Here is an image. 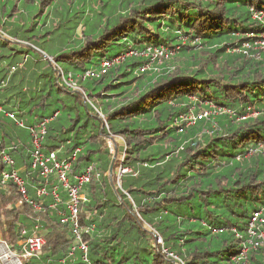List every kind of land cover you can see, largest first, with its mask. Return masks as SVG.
Instances as JSON below:
<instances>
[{
  "label": "trees",
  "instance_id": "1",
  "mask_svg": "<svg viewBox=\"0 0 264 264\" xmlns=\"http://www.w3.org/2000/svg\"><path fill=\"white\" fill-rule=\"evenodd\" d=\"M261 14L264 0H0V241L20 264H235L252 214H264ZM160 48L173 54L151 63ZM128 51L137 56L83 78ZM191 108L218 112L179 133ZM44 121L42 153L76 154L72 174L91 171L80 192L86 261L59 222L66 192L31 167L30 129ZM1 153L38 210L2 183ZM119 169L129 173L115 188ZM42 186H59L55 207ZM35 228L45 244L24 259ZM244 261L264 264V246Z\"/></svg>",
  "mask_w": 264,
  "mask_h": 264
},
{
  "label": "built area",
  "instance_id": "2",
  "mask_svg": "<svg viewBox=\"0 0 264 264\" xmlns=\"http://www.w3.org/2000/svg\"><path fill=\"white\" fill-rule=\"evenodd\" d=\"M264 16L261 14L260 18ZM149 53V51H148ZM147 53V54H148ZM173 54L172 51L168 50L167 48H160L156 49L150 55L151 63L157 62L160 63L163 60H166L168 56ZM130 56H137V53L128 51L123 55H119L111 60L103 61L100 66L98 72L88 71L85 73L84 77L88 78H98L102 77L107 74L113 67L120 65L126 57ZM140 56L148 57L146 54H140ZM22 64L15 65L11 67L10 72L14 73L18 68H20ZM148 66H144L140 69L141 72L146 70ZM68 84L70 87H73L71 80L68 79ZM217 109L212 108L210 109L209 114L210 116L214 115L218 112ZM203 112V111H202ZM201 113V112H200ZM195 111L194 108H191L185 113L184 115H180L178 121L175 123V126L178 128V132H183L185 129L190 128L193 126L197 121L203 119L202 115ZM7 117L15 122V125L19 128H23L24 125L21 121L16 120L14 114H7ZM56 117V114L53 118ZM46 121L41 123L36 129H30L31 137H32V147L33 153L31 155L32 158V169H37L40 172L41 178L45 181V185L47 181L54 176L57 179L58 184L61 186V189L66 192L68 202L66 206L65 213L59 214V222L62 225H68L71 231V235L73 236V241L76 246V250H79L83 253V260L86 261V253H87V245L86 241L81 235V228L79 226V214L81 204H82V197L80 196V192L84 185H86L91 177L90 169H86L80 174L74 175L71 172L72 163L76 158V154H73L71 157L65 160H59L57 158V152H52L50 154L45 155L41 151V143L43 141V136L45 134V127L44 124ZM112 152V150H111ZM1 159L5 167L7 168L6 171L2 173V183L10 181L20 197V201L30 205L32 208L38 210L39 205L32 201L27 192L26 183L25 181L17 174L14 170L15 162L12 157L5 153H1ZM121 173L127 174L129 173V169H121ZM120 178V177H119ZM118 178V182H119ZM59 186L53 187L50 191L42 186L37 190L38 197H47L50 196L54 204L51 206L52 208L58 204L59 201ZM92 229H87L86 232H91ZM25 230L21 232L22 235H25ZM38 229L35 228V232L31 237H28L22 242V258L30 259L36 257L40 252L42 247L44 246L45 242L44 239L37 236ZM248 234L250 240L248 242H242V250L240 256L235 259V264H240V261H244L247 253L250 250H256L260 247L264 246V214L262 212H254L251 216L248 226ZM157 244H161L160 240H157ZM7 247L3 242H0V252H5ZM75 251V247L71 249L70 255ZM165 255L173 260H177L176 257H173L171 254L166 253L163 251ZM11 256H0V264H9V258ZM15 261L20 264L17 257H14ZM242 264H246L244 261Z\"/></svg>",
  "mask_w": 264,
  "mask_h": 264
},
{
  "label": "rangeland",
  "instance_id": "3",
  "mask_svg": "<svg viewBox=\"0 0 264 264\" xmlns=\"http://www.w3.org/2000/svg\"><path fill=\"white\" fill-rule=\"evenodd\" d=\"M80 32V29L78 30V33ZM70 33V31H68L67 32V34H69ZM53 35V38H52V40L51 41H49L46 45H52L53 47H56V44H57V34H52ZM50 46H49V48H50ZM51 49V48H50ZM31 55L32 56H34V55H36V53L35 52H33V51H31ZM201 112V113H200ZM198 113H200V114H198V115H202L203 116V119H205V120H208L211 116H210V114H209V110H203V112L202 111H199ZM184 115V114H183ZM182 116V115H181ZM190 127H192V126H190ZM109 147H110V149L112 150V152H113V147H112V144L111 143H109ZM121 169H119V171L117 172V177L119 178L120 176H122L123 174L121 173V171H120ZM118 184H119V182L117 181V184L115 185V188H117L118 187ZM82 200H84V201H82V204H81V208H80V212H82L83 210H84V203H85V201H86V197L85 196H82ZM86 209V208H85ZM0 242H2V241H0ZM4 243V242H3ZM5 244V243H4ZM5 246H6V244H5ZM7 247V246H6ZM6 249V248H5ZM11 256V257H16L17 255H15V253L13 254L9 249H8V247H7V249L5 250V252H0V256L2 257V256ZM9 258V257H8ZM15 259V258H14ZM11 260H10V258H9V262H10Z\"/></svg>",
  "mask_w": 264,
  "mask_h": 264
},
{
  "label": "bare ground",
  "instance_id": "4",
  "mask_svg": "<svg viewBox=\"0 0 264 264\" xmlns=\"http://www.w3.org/2000/svg\"><path fill=\"white\" fill-rule=\"evenodd\" d=\"M10 260H11V261H10L9 264H18V263L15 261V259H14L13 257H11Z\"/></svg>",
  "mask_w": 264,
  "mask_h": 264
},
{
  "label": "water",
  "instance_id": "5",
  "mask_svg": "<svg viewBox=\"0 0 264 264\" xmlns=\"http://www.w3.org/2000/svg\"><path fill=\"white\" fill-rule=\"evenodd\" d=\"M50 61V60H49ZM113 160H114V158H113ZM112 164H113V162H112ZM112 164H111V167H110V175H111V173H112ZM110 181H111V178H110ZM118 187H120V182H119V184H118Z\"/></svg>",
  "mask_w": 264,
  "mask_h": 264
}]
</instances>
